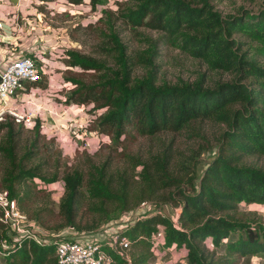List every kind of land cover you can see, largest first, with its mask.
<instances>
[{
    "label": "trees",
    "instance_id": "trees-1",
    "mask_svg": "<svg viewBox=\"0 0 264 264\" xmlns=\"http://www.w3.org/2000/svg\"><path fill=\"white\" fill-rule=\"evenodd\" d=\"M66 1L71 7L90 5L93 11L99 4V0ZM115 5L119 20L131 30L142 28L156 32L165 42L194 59L214 57L217 69L234 76L232 81L216 84L213 89L206 88L203 79L193 84L168 86L157 85L155 73L150 69L143 79L133 84L132 65L126 48L110 21L107 23L110 33L106 38L107 52L114 62L112 67L106 61L65 51L66 67L81 70L79 74L93 72L96 75L94 81L87 84L73 76L64 79L73 87L66 104H92V112L102 110L86 131L121 142L132 132L139 136L179 132L189 122L198 119L219 120L228 127L221 137L217 157L207 166L196 188L190 179L188 192H183L182 182L170 175L167 151L161 157H153L152 162L143 167L145 187L136 199L137 205L145 202L140 201L146 198L145 195H152L160 185L173 187L179 197L175 205L180 208L179 229L169 218L155 215L134 223L122 235L131 243L150 246L157 226H161L163 248L184 249L187 264H217L205 248V241L209 240L218 249L232 234H237V238L225 244L227 254L237 259L264 256V226L236 221L229 214L241 203L264 205V171L238 166L245 156L264 154V68L258 67L253 59L255 56L248 57L247 52H242V43L233 39L234 35H239L260 43L264 48V9L256 15L248 13L225 20L213 11L210 0H115ZM101 12L115 15L111 11ZM259 53L264 55V50H255L256 56ZM243 81H249L251 86L247 87ZM237 106L240 108L234 109ZM6 121L0 125V130L5 131L0 147L4 162L2 186L8 191L9 198L15 200L18 198L16 185L38 176L25 166V161L32 157L30 148L36 147L40 122L34 121L32 133L35 140L18 157L15 125ZM105 166L91 167L86 181L84 174L77 171L62 178L65 193L59 211L64 227L83 231L75 221L80 191L84 186L89 196L102 206L105 202L117 205V217L113 220L131 210L125 177L116 180L115 188ZM40 179L45 183L54 182V178ZM111 220L107 215L105 223ZM2 242L7 245L6 249L0 246L4 257L2 264H58L54 244L40 246L24 238L15 243L14 235L0 223ZM111 256L114 264H127L119 257ZM143 262L142 258L131 260V264ZM233 262L234 259H229L225 264Z\"/></svg>",
    "mask_w": 264,
    "mask_h": 264
},
{
    "label": "rangeland",
    "instance_id": "rangeland-1",
    "mask_svg": "<svg viewBox=\"0 0 264 264\" xmlns=\"http://www.w3.org/2000/svg\"><path fill=\"white\" fill-rule=\"evenodd\" d=\"M5 1L7 0L2 2L4 7ZM210 4L213 11L225 20L248 13L256 15L264 9L263 0H210ZM116 9L115 0H99L94 11L90 5L71 7L66 0H20L18 11L21 13L17 12L20 30L8 29L10 32L6 33H9V38L0 44V55L9 60L22 55L31 56L36 52L42 57L39 60L41 80L38 86H32L29 92H19L9 104L18 109L21 104L24 111L32 112V121L40 122V136L36 138V147L30 148L32 157L25 161V166L33 169L38 176L16 185L18 198L15 201L19 211L28 217L33 229L46 240L59 241L77 233L70 227H64L59 211V204L65 193L62 179L65 175L77 171L84 174L86 181L91 167L106 165L105 171L112 178L115 188L116 180L120 176L125 177L130 191V208L134 209L139 203H136V199L145 187L143 167L151 163L153 157H161L167 151L170 175L182 182L183 192H188L191 188L190 179L196 188L207 166L217 157L221 137L228 130L226 123L218 122L219 120L198 119L189 122L179 132L159 133L155 136H139L132 132L121 142H113L107 136L86 131L92 127V121L102 114V110L92 112V104H66L73 87L64 79L73 76L87 84L92 83L96 75L93 72L79 74L81 70L66 67L64 54L65 51L78 52L106 61L112 67L114 62L107 52L109 45L106 35L110 33L108 21L113 24L114 31L126 48L132 65L133 84L143 79L150 69L155 73L157 85L180 86L203 79L204 86L213 89L216 84L234 79L229 72L215 67L214 57L208 60L194 59L165 42L156 32L142 28L131 30L119 20ZM101 11H111L115 15H104ZM0 17L7 24L11 23L12 19L5 18L4 14L0 13ZM233 39L242 43V52H247L248 57L255 56L253 59L258 67L264 68V55H255V50H264L260 43L251 42L239 35H234ZM243 83L247 87L251 86L249 81ZM26 93L29 95L26 96ZM35 100L39 102L33 104ZM48 108L52 109L53 118L56 117L54 119L57 120L53 121L50 117L46 120L44 112ZM239 108L237 106L234 109ZM12 123L15 125L14 140L20 157L35 140L32 133L34 122L31 126ZM4 133V130H0V147L3 146ZM2 157L0 152V191L5 190L2 186ZM152 165L153 163L150 164ZM238 166L264 171V154L245 156ZM40 177L48 180L54 178V182L45 183ZM85 187L80 191L75 221L76 226L83 231L98 229L105 223L107 215L112 220L117 217V205L105 202L102 206L89 196ZM145 197L140 202L152 205L150 212L154 209L160 216L175 221L174 209L179 197L173 187L160 185L152 195ZM179 209L177 212L180 213ZM229 214L236 221L264 226V205L241 203ZM236 238L237 234H232L228 241ZM228 241L222 242L218 249L209 240L205 241V248L214 263L225 264L226 260L234 259L232 264H264V256L260 255L240 259L230 256L225 245ZM0 246L2 249L7 247L3 242ZM128 255L132 261L142 258V264H187L184 249H164L162 241L155 239L150 246L140 242L131 243ZM3 262L4 257L0 251V264Z\"/></svg>",
    "mask_w": 264,
    "mask_h": 264
},
{
    "label": "built area",
    "instance_id": "built-area-1",
    "mask_svg": "<svg viewBox=\"0 0 264 264\" xmlns=\"http://www.w3.org/2000/svg\"><path fill=\"white\" fill-rule=\"evenodd\" d=\"M19 2L20 0H17V8H14V11L4 15L5 18L12 19L11 25L0 17V43L9 38V33L6 32L20 30L17 23L19 19L17 12H20L18 11ZM41 58L37 52L31 56L22 55L10 60L0 55V125L4 124L7 118L16 124L31 126L34 122L32 112L19 110L9 102L16 99L19 92H29L33 85L40 82V65L37 63ZM26 85H30L27 90ZM151 207L153 208L148 202H142L134 209L122 214L120 218L111 220L92 232H77L59 241H51L38 235L28 217L19 211L17 202L9 198L8 191H0V223L14 235L15 243L24 238L40 246L54 244V256L58 264H114L111 255L131 264V257L128 255L131 242L122 233L138 221L160 215L154 209L150 212ZM178 209H174L176 217L173 222L177 229H179ZM152 238L163 243V227L157 226V232Z\"/></svg>",
    "mask_w": 264,
    "mask_h": 264
},
{
    "label": "crops",
    "instance_id": "crops-1",
    "mask_svg": "<svg viewBox=\"0 0 264 264\" xmlns=\"http://www.w3.org/2000/svg\"><path fill=\"white\" fill-rule=\"evenodd\" d=\"M2 2H3V0H0V13L1 14H4V15H6V14H8V13H11L12 11H14L15 9L14 8H17V4H13V3H11L9 0H7V1H5L6 2V7H4L3 5H2ZM4 4V3H3ZM21 13V12H20ZM8 25H11V23H9ZM17 36H19L20 37V34H17ZM21 40L23 41L24 40V38H23V36L21 37ZM8 43H11V41L10 42H8ZM28 88H26V90H27ZM26 96H28L29 94H25ZM35 98V97H34ZM38 99V98H37ZM41 98H39V100H40ZM37 102H39L38 100H35L34 102H33V104H35V103H37ZM21 105V104H20ZM18 106L19 107V110H22V106ZM51 111H52V109H49L48 108V110H46L45 112H44V115H45V118H46V120L48 121V119H49V117L50 118H52V120L54 121V120H57V119H54V118H56V117H54L53 118V113H51Z\"/></svg>",
    "mask_w": 264,
    "mask_h": 264
},
{
    "label": "water",
    "instance_id": "water-1",
    "mask_svg": "<svg viewBox=\"0 0 264 264\" xmlns=\"http://www.w3.org/2000/svg\"><path fill=\"white\" fill-rule=\"evenodd\" d=\"M13 4H17V0H9Z\"/></svg>",
    "mask_w": 264,
    "mask_h": 264
}]
</instances>
